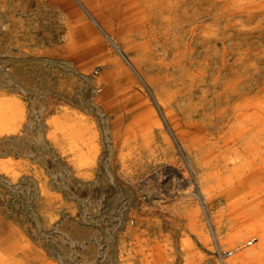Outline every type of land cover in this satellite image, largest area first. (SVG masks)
Instances as JSON below:
<instances>
[{
    "label": "rangeland",
    "instance_id": "374dc122",
    "mask_svg": "<svg viewBox=\"0 0 264 264\" xmlns=\"http://www.w3.org/2000/svg\"><path fill=\"white\" fill-rule=\"evenodd\" d=\"M150 1L0 0V264L254 261L233 262L256 238L235 239L233 187L264 141L239 139L264 93V26L243 31L226 0L166 24Z\"/></svg>",
    "mask_w": 264,
    "mask_h": 264
},
{
    "label": "bare ground",
    "instance_id": "6f19581e",
    "mask_svg": "<svg viewBox=\"0 0 264 264\" xmlns=\"http://www.w3.org/2000/svg\"><path fill=\"white\" fill-rule=\"evenodd\" d=\"M192 1L198 3V2H202L206 0H192ZM226 1L229 3V7L227 9L235 10L237 11V13L247 14L246 16L247 20L237 24V26L241 28L243 31L251 32L255 30L256 28L258 29L264 26V23L260 22V20L253 21L254 17L259 18V16H264V0H226ZM187 2L188 0H165V9H164L165 11L162 12L163 15L159 13L160 17L163 18V22L166 24L170 23V18L167 15H164L166 12L174 11L177 8H180L181 6L186 4ZM156 3H157V0H151L150 3L146 5V9L149 11L153 10ZM207 36L208 37H205V39L214 38L216 36L215 31L210 30L207 33ZM205 49L207 50L206 46H205ZM247 108L250 112L253 111V113L247 116L248 118L246 117V119L244 120L243 122L244 128H243L242 133L240 134L239 139H244L246 135H248L249 133L264 128V119L257 118L258 117L257 113L264 114V93L254 96V98H252V100L248 103ZM10 113H11V108L7 104L0 102V129L5 130V131L8 130V127L5 125V123L7 119L10 118L9 117ZM239 114H241L240 111H239ZM246 154H247V157H245L238 164V169L234 173V177L238 180V182L235 183L234 184L235 186L233 187L235 190L238 189L237 191L244 194V197L242 198L243 200H241L242 205L238 207V209L235 212V214H237L235 218L241 219V224H243V226H245L246 228L245 230L242 231L243 234L241 236H236L235 239L243 238L245 235H256V238H255L257 240L256 244L257 242H259L261 245V248L262 247L264 248V195H263L264 179L257 177L259 176L260 172L263 171L264 173V141H262L261 143L253 144V145L251 144L249 151ZM249 189H251V191H248ZM258 231L259 233H256ZM255 247L260 248V246L258 245ZM232 252L233 254L231 258H233L235 251L232 250ZM240 256L242 257V253L240 255H237V258L233 262H236L240 258ZM244 257H253V259L258 258L261 260L264 258V252L257 254L255 253V251L246 250V255ZM231 258H229L228 260H230Z\"/></svg>",
    "mask_w": 264,
    "mask_h": 264
},
{
    "label": "crops",
    "instance_id": "0c3cea01",
    "mask_svg": "<svg viewBox=\"0 0 264 264\" xmlns=\"http://www.w3.org/2000/svg\"><path fill=\"white\" fill-rule=\"evenodd\" d=\"M256 244V243H255ZM255 244H253V245H255ZM252 245V246H253ZM260 246V248L259 247H255V246ZM254 247H252V248H249L248 250H252V251H255V253H262V252H264V248L262 247L261 248V245H260V243L258 242L256 245H255ZM242 254H243V256H245L246 255V251H244V252H242ZM241 257V258H239L236 262H242V261H246V260H254V261H252L250 264H264V259H258V258H254L253 259V257ZM214 264V263H213Z\"/></svg>",
    "mask_w": 264,
    "mask_h": 264
},
{
    "label": "built area",
    "instance_id": "2783aa9c",
    "mask_svg": "<svg viewBox=\"0 0 264 264\" xmlns=\"http://www.w3.org/2000/svg\"><path fill=\"white\" fill-rule=\"evenodd\" d=\"M256 239L255 238H253L252 240H250L249 242H248V246H252L253 244H255L256 243ZM232 254H233V252L232 251H220L219 252V257H220V260H221V262H222V264H226V261L229 259V258H231V256H232Z\"/></svg>",
    "mask_w": 264,
    "mask_h": 264
}]
</instances>
